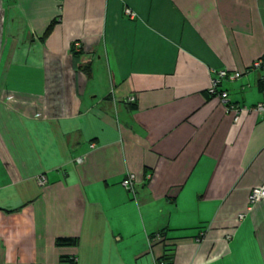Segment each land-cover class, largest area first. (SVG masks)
I'll return each instance as SVG.
<instances>
[{
    "label": "crops",
    "instance_id": "0c3cea01",
    "mask_svg": "<svg viewBox=\"0 0 264 264\" xmlns=\"http://www.w3.org/2000/svg\"><path fill=\"white\" fill-rule=\"evenodd\" d=\"M262 56L264 0H0V264H264V116L209 93Z\"/></svg>",
    "mask_w": 264,
    "mask_h": 264
},
{
    "label": "built area",
    "instance_id": "2783aa9c",
    "mask_svg": "<svg viewBox=\"0 0 264 264\" xmlns=\"http://www.w3.org/2000/svg\"><path fill=\"white\" fill-rule=\"evenodd\" d=\"M126 12L130 16L134 15V13L131 9H127ZM74 46L76 47V49H79L80 43L75 42ZM251 67L255 68V69H259V70L264 72V56L255 59L252 62ZM216 73H217L216 76H214L212 78V84H211V87L209 88V93L210 94H216V95H219L221 97L223 102H225L227 104V109L230 112H233L234 119L236 121L239 120V118L243 112H256V113L264 116V73L261 76V82L263 84V90H262L263 99L261 101L257 102L256 104L252 105V106L239 105V104L229 102L230 100H229V96H228L227 91H220V93H218L219 92L218 87H219V85L223 79H225V78H229V79L238 78L242 74L241 71H232L231 72L227 69H221V70H218ZM7 97L10 99L12 97V95L8 94ZM128 100L130 102H133L135 100V97L130 96ZM79 161H81V159H79ZM136 180H137L136 175L134 173H129L124 178L122 185L125 188L134 191V189H135L134 185H135ZM38 182L41 185H45L46 184V177L44 175H40L38 177ZM261 200H264V184L259 185V186H255L254 188L251 189L250 194H249L250 206L254 205L255 203H257ZM244 216H245V214L241 213L239 215V219H242ZM159 264H166V263L160 262Z\"/></svg>",
    "mask_w": 264,
    "mask_h": 264
},
{
    "label": "trees",
    "instance_id": "16d2710c",
    "mask_svg": "<svg viewBox=\"0 0 264 264\" xmlns=\"http://www.w3.org/2000/svg\"><path fill=\"white\" fill-rule=\"evenodd\" d=\"M56 21V20H55ZM55 22H53L48 30H47V34L51 31L53 25H54ZM73 50H77L75 46H73ZM83 69L85 71H87V73L90 72V63H87L85 65L82 66ZM57 243L60 244V245H72V244H76L77 243V239L76 238H71V237H60L57 239ZM172 252H173V249L172 248H167L166 249V255H164L162 257V259L160 260V262H165L166 264H172L170 261H171V256H172Z\"/></svg>",
    "mask_w": 264,
    "mask_h": 264
}]
</instances>
